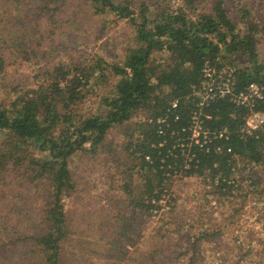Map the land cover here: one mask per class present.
I'll list each match as a JSON object with an SVG mask.
<instances>
[{
  "label": "trees",
  "instance_id": "1",
  "mask_svg": "<svg viewBox=\"0 0 264 264\" xmlns=\"http://www.w3.org/2000/svg\"><path fill=\"white\" fill-rule=\"evenodd\" d=\"M181 1L173 8L143 0H84L91 19L111 14L134 29L132 44L107 64L97 54L86 62L74 49L93 41L92 32L82 30L81 40L76 30L84 24L72 10L74 0H0V264L90 263L82 249L93 252V246L106 264H202L208 243H200L202 237L221 236L240 214L231 194L243 187L246 174L264 173V129L242 132L251 111L264 115V94L253 108L229 97L199 107L197 94L206 64L217 74L232 70L237 96L254 83L264 89V23L250 19V8H240L243 19L237 22L229 0H211L198 11L199 0ZM23 65L34 67L31 75H10L12 66L17 73ZM107 81L113 85L94 111L92 94ZM194 112L207 129H228L222 152L214 149L217 141L209 152L190 143ZM136 117L141 119L133 124ZM113 131L121 136L118 149L117 139L108 138ZM79 154L111 156L120 177L119 211L88 226L97 231L94 243H82L65 209L64 197L78 186L72 161ZM179 176L208 182L234 216L200 234L186 251L153 228L154 243L145 251V223L160 212ZM176 203L170 197L171 210ZM142 238V247L131 253L128 245ZM68 243L76 248L69 251Z\"/></svg>",
  "mask_w": 264,
  "mask_h": 264
},
{
  "label": "rangeland",
  "instance_id": "2",
  "mask_svg": "<svg viewBox=\"0 0 264 264\" xmlns=\"http://www.w3.org/2000/svg\"><path fill=\"white\" fill-rule=\"evenodd\" d=\"M74 1L73 6L76 5V8L72 10L79 14L80 20L84 24L82 29L79 26L76 30H79L78 34L81 35V40L86 35H82V30L88 31V33L92 32L90 37L93 40L86 46L78 44L74 49L85 57L86 62L89 57L96 54L105 59L107 64L113 62L116 57L122 56L126 47L134 40V29L131 22L120 20L111 14L91 19V12L84 0ZM210 1L199 0L196 4L197 11L208 9ZM229 1L234 5L229 2L227 7L232 18L237 22L243 19L240 8H250L253 14L250 19L264 23V0ZM143 2L149 5L170 4L173 8L182 5L181 0H143ZM69 16L74 18L75 14L70 12ZM259 49L262 53L261 60H264V40L260 42ZM33 69V66L23 65L19 67L17 73L15 66H12L9 71L12 77L23 78V75H31ZM25 84H27L26 80ZM112 85V81H107L95 88L97 92L92 94L90 100V103L94 104L92 110L95 111L99 108L101 98ZM140 119L141 117H136L133 124L138 123ZM118 133V131H113L108 136L110 140L117 139V143L113 146L117 149L122 146L121 136ZM116 166L112 157H107L105 154L95 156L79 154L72 161L73 177L78 186L75 193L64 197L65 209L73 226L79 227L80 230H75V233L78 232L77 235L80 236L83 244L86 240L93 243L97 240V231L89 229V225L93 226L96 221H102V219L111 220L119 211L120 206L117 204L119 199L116 200L115 196L118 195L121 183L120 177L115 171ZM244 177L247 180L242 182L243 187L236 189L231 194L232 196L236 195L234 196L236 199L232 198L234 201L232 204H236L233 206L234 209H241L240 214L234 217L232 225L222 229L221 236L216 239L207 237L203 239L205 237H202L203 240L201 239L200 243L208 241L205 244L207 246L206 260L202 264H264V173L246 174ZM252 181L260 183L257 186H252ZM169 191L170 193L164 196L160 212L148 217L149 219L145 223V228L149 230L144 238L145 251H150L154 243L151 238L153 228L163 231L160 236L164 238V241L168 236L172 238V241L180 245V251L185 250L189 245L194 246L195 242L199 240V235L206 230H217V227L224 223V219L230 218L231 215L234 216V209L232 206H228L229 201L220 200V196L213 193L214 190L211 189L208 182L202 181L200 178L175 177L171 181ZM245 195H248L247 201L241 208V198ZM170 197L177 199L175 210L170 209ZM134 241L136 244L128 245L131 253L143 245V238ZM68 248L71 251L76 247L73 243H68ZM82 251L93 258V262H84L83 264H106L101 260V255L95 246H93V252L84 249ZM134 258V255L130 257V259ZM121 264L133 263L124 261Z\"/></svg>",
  "mask_w": 264,
  "mask_h": 264
},
{
  "label": "built area",
  "instance_id": "3",
  "mask_svg": "<svg viewBox=\"0 0 264 264\" xmlns=\"http://www.w3.org/2000/svg\"><path fill=\"white\" fill-rule=\"evenodd\" d=\"M203 74V80L197 94L200 98L199 107H204L208 103L217 99L229 97L232 102L239 106L253 108V104L256 102V100L263 98L264 89L255 83L250 85L246 93L239 94L238 96L233 94L232 70L230 69H223L222 72L217 74L214 68L206 64ZM173 106L176 107L177 102H175ZM162 122L165 121L163 120ZM263 129L264 115L251 111L250 115L245 120V125L242 132L246 133L247 135H253L257 131H261ZM189 132L191 133L189 137L190 143L200 145L201 147H206L208 152L210 150V145L214 144L213 141H217L218 143L214 144V149L217 153L223 151L224 145L220 143L228 141L230 134L227 128H224L220 131L216 129L215 131L207 129L203 125V121L200 119L199 112L193 113ZM179 145L183 147L181 142H179ZM227 151L228 153H232V148H228ZM215 182L218 183V179H216Z\"/></svg>",
  "mask_w": 264,
  "mask_h": 264
}]
</instances>
